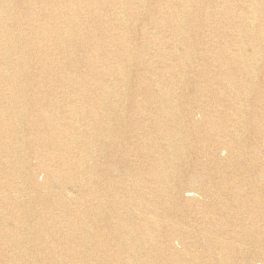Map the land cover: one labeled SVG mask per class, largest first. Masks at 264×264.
<instances>
[{
  "label": "bare ground",
  "instance_id": "obj_1",
  "mask_svg": "<svg viewBox=\"0 0 264 264\" xmlns=\"http://www.w3.org/2000/svg\"><path fill=\"white\" fill-rule=\"evenodd\" d=\"M149 1L0 0V264H264V0Z\"/></svg>",
  "mask_w": 264,
  "mask_h": 264
},
{
  "label": "rangeland",
  "instance_id": "obj_2",
  "mask_svg": "<svg viewBox=\"0 0 264 264\" xmlns=\"http://www.w3.org/2000/svg\"><path fill=\"white\" fill-rule=\"evenodd\" d=\"M165 5V3L164 2H161V3H159L158 4V1H156V0H150L149 2H145V3H143V7H140L139 8V10H138V12H137V15H138V18L139 19H145L146 17V11H150L151 12V10H156V8L157 7H160L161 6V8H162V6H164ZM116 8V7H115ZM105 9H108V10H110V9H112V6H107ZM165 10H167V9H165ZM102 11H104V9H102ZM109 15L111 14V13H109V12H107ZM157 14V13H156ZM48 13L47 12H44V13H42V14H39V16H37V18L40 20V23H44V21H45V16L46 17H48ZM158 15V14H157ZM36 17V16H35ZM128 18H130L129 16H128ZM131 27V26H130ZM146 29L148 30V32L149 33H151V31H153L152 29H153V25L152 24H150L149 22L146 24ZM135 28H134V26H133V28L131 29V30H129V31H131V32H129V38H130V40L132 41V42H134V44H137V46H138V44L140 43L139 42V39H138V36H137V34H136V32H135ZM149 35V34H148ZM178 41H175L174 42V40H170V42H168V47H167V49H169V48H172V46L174 47V45L177 43ZM179 46V48L180 47H182L180 44L178 45ZM138 48H140V47H138ZM151 50H157V48L156 47H153ZM215 50H218V47L215 49ZM251 50V49H250ZM195 55H196V53H194ZM202 56V55H201ZM58 58V56L57 57H55V59H57ZM196 60V61H195ZM209 64V62H207L206 60H204L202 57L201 58H194V56L192 55V65H194L196 68H201L202 66H204V65H208ZM32 70V69H31ZM32 72H37V70H35V68H33V70H32ZM165 73H167V72H165ZM53 85H49L48 87L49 88H51ZM64 85H61V86H58V87H56L57 89H60V90H57L56 91V94H58V99L60 100V102L62 103V104H66V98L68 97V95L70 94L69 93V88L67 87L68 85L66 84V87L65 88H62ZM63 89V90H62ZM130 90H132L131 89V86L130 85H127V91H130ZM1 102H0V105H4V104H6V102H4V101H2V100H0ZM2 102H4V103H2ZM228 107H229V105H228ZM119 110L122 112H124L123 114V116H125V117H127V116H129L130 114H132V109L130 108V103L128 102V100H127V105H125L124 107L123 106H121V107H119ZM152 110V109H151ZM26 131L28 132V129H26ZM27 153V155H25V157L27 158V160H28V163H27V168L29 169V166L30 167H34V168H36L37 167V161L32 157V153H28V152H26ZM5 157V156H4ZM101 162V161H100ZM36 175H37V178L39 179V181H42V180H44V173H41V172H38V174L36 173ZM27 177V176H26ZM41 178V179H40ZM24 179V178H23ZM22 211H24V212H26L27 211V209L25 208L24 210H22ZM190 220H192V217H188ZM6 249H8V250H10L11 248H12V245H7L6 247H5ZM95 262V260H90L89 262Z\"/></svg>",
  "mask_w": 264,
  "mask_h": 264
}]
</instances>
